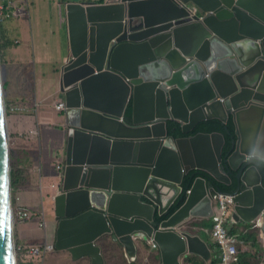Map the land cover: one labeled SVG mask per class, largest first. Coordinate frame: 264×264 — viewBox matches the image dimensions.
Segmentation results:
<instances>
[{
    "label": "water",
    "instance_id": "1",
    "mask_svg": "<svg viewBox=\"0 0 264 264\" xmlns=\"http://www.w3.org/2000/svg\"><path fill=\"white\" fill-rule=\"evenodd\" d=\"M66 20L59 80L68 143L51 196L55 248L102 264L96 242L110 234L131 260L153 240L157 264L208 261L214 244L202 219L220 192L234 196L230 221L255 222L264 234V0L78 1L66 5ZM3 89L0 74V264H17ZM231 116L229 156L222 132L174 137L167 128L177 120L188 133Z\"/></svg>",
    "mask_w": 264,
    "mask_h": 264
},
{
    "label": "crops",
    "instance_id": "2",
    "mask_svg": "<svg viewBox=\"0 0 264 264\" xmlns=\"http://www.w3.org/2000/svg\"><path fill=\"white\" fill-rule=\"evenodd\" d=\"M38 1L37 5L35 2ZM61 1L58 0L55 5H41L42 0H32L31 3V17H15L7 20H3V25L7 27V34L15 39V43L8 45L5 44L0 48V58L2 55L3 59H1V63L4 69L11 70V66L13 69V73L10 78H6L4 80L6 85V98H8L11 104L19 105L22 109L21 104H25L30 109L25 112H15L11 108L7 107L6 111V123H7V115H9L11 122L9 123V145L12 149L13 153L16 155L18 153H22V151L30 144L31 136L26 135V130H29L36 121L32 119V114H34L33 110L39 113L38 99L34 94L44 95L51 94L55 95L54 106H46L41 110V115L44 119H46V125L53 126L54 129L50 132L49 136L46 133V141L49 140L51 142V146L54 148V152L52 153L55 161H51V154L48 159L45 160L43 157L42 163H44L45 168L44 172L40 179H37L36 176L30 171V166L28 165L27 175L22 178L24 184L19 185L16 188L12 189V207L13 213L14 210L17 214L14 220V242L16 245V249L20 247L17 251L19 264H41L39 262L38 257L35 258L34 262L32 258L34 255L30 252V248L33 245L44 244L46 242L55 243V233L57 229V222L54 216V201L51 198L52 195L55 194L56 188L54 185L58 184L55 180V172L54 168H56L59 173L60 170L57 165L54 163H61V161L65 158V152L68 143V130L67 128H61L60 125L65 123L64 116L62 115L63 110H58L56 108V104L59 101H64L63 94L61 93V85L59 80V68L62 63H64L67 55L69 54V42H68V32H67V20H66V11L63 8ZM70 1H81V0H66ZM84 1V0H82ZM51 12H53L55 16V22H51ZM44 18V21H43ZM37 25H59L61 32V47L56 53H48L47 50H42L38 52L37 55V47L38 41L40 40L39 33L37 32ZM42 39H44V31L41 30ZM27 54L30 57L27 62ZM54 57H58L57 59ZM32 58V62H31ZM34 65V77H35V85H33V81L31 80V69ZM35 89V90H34ZM40 101H44L45 98L39 96ZM16 103V104H13ZM10 109V112H8ZM61 111V112H60ZM234 120L235 127L237 129V123ZM255 122L253 117H245L242 120V133L245 135H249L252 132L253 126ZM38 129H39V139H35L38 141L44 140V134L42 133L39 119H38ZM65 129V131H64ZM67 131V132H66ZM28 133V131H27ZM62 164V163H61ZM63 165V164H62ZM41 171V170H40ZM50 179L49 183V197H42L39 200V194L42 189V185L44 181ZM48 193V194H49ZM19 194V195H18ZM42 194V193H41ZM48 203V214L45 213L44 206ZM218 204V198L214 201V207ZM41 207V208H39ZM234 205L231 207V213L233 211ZM20 209L27 210L32 213V218L27 220L19 216L18 211ZM42 211V212H41ZM230 213V219H231ZM14 216V214H13ZM49 216V218H48ZM45 220L48 222L46 227H40V222ZM46 222V223H47ZM213 224V220H212ZM211 224V228H212ZM255 222L244 223L242 221H230L228 223V227L231 230H234L238 238L239 243L243 244V239H241V233H248L251 230H254L258 235V241L260 243L261 249L259 251L264 252V234L260 228V226L255 224ZM211 228L206 227L208 238L213 244L214 237L210 236ZM259 228V229H257ZM209 230V232H208ZM233 233V232H232ZM213 239V241H212ZM42 242V243H40ZM246 245L248 249H251L254 252H257L255 247L253 246L252 240H247ZM122 245V244H121ZM123 246V245H122ZM122 246H117L120 251L125 255V260H127L131 264H135L134 261L129 259L126 250ZM101 248V247H100ZM153 249H144L143 247L138 248V252L136 258L141 256L140 260L147 264H157L158 261V252H155ZM214 253L213 256L218 255L219 251L214 247L212 248ZM60 253L69 255L71 259L77 263L81 264H95L92 261V257L83 256L84 254L77 253V256L74 257L69 250H60ZM101 252L103 255V248H101ZM49 253V252H48ZM47 253V254H48ZM238 254L234 260L237 261L239 256ZM46 254V256H47ZM45 256V257H46ZM82 256V257H81ZM44 257V258H45ZM79 257V258H78ZM104 258V256H103ZM62 259H66L63 255ZM192 259L195 261L190 263L186 259H182V264H196L202 261H205L200 256H192ZM139 260V261H140ZM105 261V259H104ZM103 261V263H104ZM102 263V264H103Z\"/></svg>",
    "mask_w": 264,
    "mask_h": 264
},
{
    "label": "rangeland",
    "instance_id": "3",
    "mask_svg": "<svg viewBox=\"0 0 264 264\" xmlns=\"http://www.w3.org/2000/svg\"><path fill=\"white\" fill-rule=\"evenodd\" d=\"M57 1L58 0H42L41 5L42 6H44V5L51 6V5H55L57 3ZM84 1L94 2V3H104L106 0H104L103 2H96L93 0H84ZM37 3H38V1L35 2V5H37ZM68 3L76 4V3H78V1H70V2H67V4ZM31 16H32V13H31ZM43 21H44V18H43ZM51 22L52 23L55 22V16H54L53 12H51ZM41 30L44 31V35H43L44 39H42ZM37 32L39 33V37H40V40L38 41L37 55H38V52H40L42 50H47L48 53H56V56H57L58 51L60 50V47H61V38H62L59 25H37ZM26 58H27V62H28L29 58H30L28 56V54H27ZM54 58L57 59L58 57H54ZM31 62H32V58H31ZM13 72L14 71L12 69V66H11V70H6L3 68L2 63H1V58H0V74H1V79H2L3 84L5 83L4 80H6V78H10L11 74ZM30 76H32L31 80L33 81V85H35L34 65L32 66ZM3 94H4V97L7 94V91H5L4 89H3ZM34 96L37 97L38 102H39L37 105V107L39 108V113L36 112L35 110H33L34 114H32L33 117H31V118L34 119L36 121V123L32 127H30L29 130H26V135H28V138H29V134L27 133V131L38 129V119H39V124H40L41 130H42V133L44 134V140L43 139L41 141L31 140V142H30L31 145L30 146L28 145L22 151V153H20L18 155V158L21 155L22 156L26 155L28 157L26 159V162H27V165L30 166V171L36 176L37 179H40L42 176V173L44 172V168H45L44 163H42L43 157L45 160H47L49 155L51 154V161L52 162L55 161V158L52 156L53 155L52 153L54 152V148L51 146V142L49 140L46 141V137H45L46 133L49 136L50 132H52L54 127L45 124L46 119H44L42 117L41 110L43 108H45L46 106H49V107L54 106V101H55L56 97H55V95H51V94H44V95H38L37 96L36 93L34 94ZM39 96H42V98H45V100L40 101ZM10 101L11 100H9L8 98L5 97V108L6 109H7V107H9L11 109L13 107H20L16 103H13L16 105H13L11 107ZM21 105H22L23 110L20 112L29 111L28 109H30V108L28 106H26L25 104H21ZM6 113H7V111H6ZM10 122H11V119H10L9 115H7V131H9V123ZM64 131H65V129H64ZM54 165H56V163H54ZM54 172H55V180L58 183L60 180V177L58 175L56 168H54ZM50 181H51L50 179H47L44 181V184L42 185V189H41L40 194H39V200L42 197L45 198L46 195L50 192L49 191ZM41 195H42V197H41ZM43 206H44V209H42V211L45 210V213L48 214V211H49L48 203H46ZM39 208H41V207H39ZM214 208H215V210H217V205H215ZM13 214H14V219H15V217H17L15 210H14ZM48 218H49V216H48ZM212 219H213L212 217L204 218V219H202V222L206 221L208 226L211 228ZM15 221L16 220H14V222ZM47 224H48V222H47ZM254 227H255V224H254ZM208 232H209V230H208ZM210 236L213 237L212 233H210ZM212 241H213V239H212ZM239 245H238V247H239ZM59 251L60 250H57V249L52 250L47 254V256L44 259L38 258L37 260H39V262H41V264H81V263H77V262L73 261L69 255L60 253ZM103 251H104V254L107 258L106 264H131L127 260H125V255L115 247L104 248ZM155 252H157V249H155ZM63 255L66 257V259L61 260V257ZM193 255H195V254H193ZM205 261H204V263H205ZM137 263H139V260L137 261ZM140 264H147V263L142 262ZM262 264H264V262Z\"/></svg>",
    "mask_w": 264,
    "mask_h": 264
},
{
    "label": "trees",
    "instance_id": "4",
    "mask_svg": "<svg viewBox=\"0 0 264 264\" xmlns=\"http://www.w3.org/2000/svg\"><path fill=\"white\" fill-rule=\"evenodd\" d=\"M93 1L103 2L104 0H93ZM65 3H66V1H62V4H65ZM14 43H15V39H13L11 36H9L7 34V27H6V25H3V20L0 21V48L2 46H4L5 44L11 45ZM3 56L4 55L1 56V59H3ZM3 86H4V90L6 91L7 88H6L5 83L3 84ZM5 97H7V96H5ZM131 111H132V103H130L128 108H127V118L128 119H130ZM8 112H10V109H8ZM61 116H65L64 109L62 111ZM167 128H168L169 134L173 135L174 137L189 136V135L196 134L198 132H213V131L222 132V133H224L225 139H226L225 144H224V148H223V155L224 156H229L233 152L234 140L237 137L235 123H234V120L232 118H229L227 123H223L218 119H208V120L201 121L193 130H191L188 133H186L182 130V125L179 121L171 119V120H168V122H167ZM10 151H11L10 158H11L12 188H16L19 185L24 184L22 181V178L27 175V172H25V170H28V165L26 162V159L28 157L26 155H23V156L21 155L18 158V155L20 153L15 155L11 148H10ZM193 180H194V177H192L191 173L188 174L185 178V181L183 182L184 188L186 189V188L190 187L191 184L193 183ZM220 185L225 190L233 189L231 186L225 185L223 183H220ZM185 189L182 192V194L178 197L176 202L171 206L170 210L163 216V218H168L169 216H171L182 205V203L184 201L185 192H186ZM49 196H50V193L46 195V197H49ZM51 196H52V193H51ZM230 213H231V211H230ZM257 229H259V228H257ZM231 232L236 233L234 230H231ZM211 233H212V228H211ZM240 236H241V239H243L244 243L240 244V245L238 244L239 245L238 251L240 253H239V256L237 258V261H235L234 264H262L264 262V252L259 251L261 249V247H260V243L258 241L257 233H255L254 230H251L248 233H241ZM247 240H252V242L254 244L253 246L255 247L257 252H254L251 249H248V247L245 243ZM40 243H42V242H40ZM96 243L103 249L108 248V247H115L118 250H120L117 246H122L118 241L113 240L110 234H104L103 236L98 238ZM38 245H41V244H38ZM146 245H147V249H149V248L151 249L150 244L147 243ZM213 248H214V246H213ZM19 249H20V247L18 249H16V253ZM33 255H34V257L32 258L31 262H34L36 257L39 258L38 255H36V254H33ZM103 256L105 259L103 264H106L107 258L104 254V251H103ZM140 258H141V256L136 258L137 260H135V261L133 260L134 263L135 264L142 263L143 261H141ZM138 260H140L139 263H137ZM187 261H189L190 263L195 262L192 258L190 260H187ZM17 264H19L18 255H17ZM196 264H222V261L218 255H215L210 260L205 261V263H204V261H202V262L196 263Z\"/></svg>",
    "mask_w": 264,
    "mask_h": 264
},
{
    "label": "built area",
    "instance_id": "5",
    "mask_svg": "<svg viewBox=\"0 0 264 264\" xmlns=\"http://www.w3.org/2000/svg\"><path fill=\"white\" fill-rule=\"evenodd\" d=\"M31 3L32 0H0V21L7 20L15 17H31ZM58 110L65 108V101H59L56 104ZM13 111L20 112L23 110L21 107H13ZM28 134L35 140L39 139V129L28 131ZM64 164V161H61ZM57 163L61 174L62 164ZM189 191V190H188ZM217 210H215L212 216V236L214 237V246L219 251L218 256L221 258L222 264H234V260L238 253L239 238L236 234L231 232L228 227L230 222V211L232 205H234V196L227 192H220L218 194ZM20 217L30 220L32 213L27 210L20 209L18 211ZM45 220L40 222V227H46ZM151 249L156 248L157 244L150 240ZM52 250H55V244L53 242H46L41 245H33L30 248L32 254H36L39 258L44 259L46 254Z\"/></svg>",
    "mask_w": 264,
    "mask_h": 264
},
{
    "label": "flooded vegetation",
    "instance_id": "6",
    "mask_svg": "<svg viewBox=\"0 0 264 264\" xmlns=\"http://www.w3.org/2000/svg\"><path fill=\"white\" fill-rule=\"evenodd\" d=\"M63 1H66V0H63ZM61 4H62V1H61ZM66 4H67V1H66L65 4H62V6H63V8L65 9V11H66ZM206 227H208L207 222H206ZM213 244H214V241H213Z\"/></svg>",
    "mask_w": 264,
    "mask_h": 264
},
{
    "label": "bare ground",
    "instance_id": "7",
    "mask_svg": "<svg viewBox=\"0 0 264 264\" xmlns=\"http://www.w3.org/2000/svg\"><path fill=\"white\" fill-rule=\"evenodd\" d=\"M7 124V123H6ZM8 132V131H7Z\"/></svg>",
    "mask_w": 264,
    "mask_h": 264
}]
</instances>
